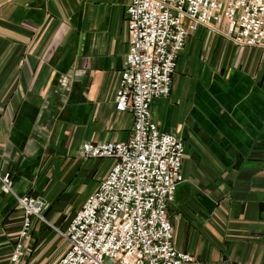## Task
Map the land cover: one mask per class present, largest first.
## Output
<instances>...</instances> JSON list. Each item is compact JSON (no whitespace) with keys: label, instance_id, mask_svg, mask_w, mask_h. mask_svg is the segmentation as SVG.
I'll return each mask as SVG.
<instances>
[{"label":"crops","instance_id":"crops-1","mask_svg":"<svg viewBox=\"0 0 264 264\" xmlns=\"http://www.w3.org/2000/svg\"><path fill=\"white\" fill-rule=\"evenodd\" d=\"M130 1L0 0V171L17 195L46 204L47 221L35 219L25 242L29 264L65 254L56 228L67 229L113 166L83 157L82 146L132 136L133 114L115 108ZM152 117L185 145V180L169 208L176 248L190 264H264V49L199 27ZM23 220L0 191V264Z\"/></svg>","mask_w":264,"mask_h":264},{"label":"built area","instance_id":"built-area-1","mask_svg":"<svg viewBox=\"0 0 264 264\" xmlns=\"http://www.w3.org/2000/svg\"><path fill=\"white\" fill-rule=\"evenodd\" d=\"M126 25L129 50L115 108L133 114V133L126 142L82 146L83 157L110 159L113 166L67 229L58 231L68 249L53 264L194 262L176 248L169 218L185 180L184 141L159 128L152 104L170 96L178 58L201 26L223 32L236 45L264 49V0H131ZM12 187L11 174L0 171V191L15 195ZM15 198L24 220L8 264H22L34 220H45L43 200L30 194Z\"/></svg>","mask_w":264,"mask_h":264},{"label":"rangeland","instance_id":"rangeland-1","mask_svg":"<svg viewBox=\"0 0 264 264\" xmlns=\"http://www.w3.org/2000/svg\"><path fill=\"white\" fill-rule=\"evenodd\" d=\"M188 25V23L187 22H185V26H187ZM202 27V26H201ZM199 29V28H198ZM197 29V30H198ZM196 30V31H197ZM196 31H194V32H192V33H195ZM219 32V31H218ZM221 33H223V32H221ZM224 34V33H223ZM225 36V35H224ZM176 74V73H175ZM174 77V76H173ZM180 138V137H179ZM103 161H111L110 159H104ZM12 184H13V181H12ZM99 185V184H98ZM13 188V187H12ZM13 191H14V188H13ZM2 193H5V194H9V193H6V192H2ZM14 194L15 195H17L16 194V192L14 191ZM9 195H11L13 198H15V195H13V194H9ZM27 195V194H26ZM17 196H19V195H17ZM24 196V195H23ZM36 196V195H35ZM21 197V196H20ZM16 199V198H15ZM17 201V200H16ZM18 204V203H17ZM45 213V212H44ZM43 217H44V219L45 220H41V221H43V222H46L47 220V218H45V215L43 214ZM23 225V224H22ZM0 226H1V221H0ZM54 228V227H53ZM56 228V227H55ZM21 229H22V227H21ZM57 229V231H62L61 229H58V228H56ZM33 230V229H32ZM48 230L49 231H51L52 229H49V227H48ZM31 233H32V231H31ZM31 235V234H30ZM57 237H58V235H56ZM18 241H19V237H18V240L16 241V243H18ZM16 243H15V245H14V248H15V246H16ZM26 246V245H25ZM14 248H13V251H14ZM68 249V248H67ZM13 251H12V253H11V255H10V257H9V259H8V262H9V260H10V258L12 257V254H13ZM26 251V250H25ZM67 251V250H66ZM26 259H28L27 257H26ZM25 259V252H24V258H23V262H22V264H29V262L32 260V258H29V260H26ZM8 262H7V264H8ZM35 262V261H34Z\"/></svg>","mask_w":264,"mask_h":264}]
</instances>
